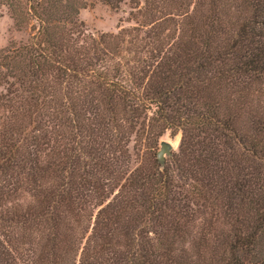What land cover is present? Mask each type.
I'll use <instances>...</instances> for the list:
<instances>
[{"label": "trees", "instance_id": "trees-1", "mask_svg": "<svg viewBox=\"0 0 264 264\" xmlns=\"http://www.w3.org/2000/svg\"><path fill=\"white\" fill-rule=\"evenodd\" d=\"M97 1L0 0V264H264V0Z\"/></svg>", "mask_w": 264, "mask_h": 264}, {"label": "rangeland", "instance_id": "rangeland-1", "mask_svg": "<svg viewBox=\"0 0 264 264\" xmlns=\"http://www.w3.org/2000/svg\"><path fill=\"white\" fill-rule=\"evenodd\" d=\"M230 4H234L239 0H227ZM90 2V1H88ZM129 5L122 4L118 10H112L110 7L97 0H92L85 8L80 9L79 19L83 22L84 30L87 33L96 35L100 33H115L119 29L134 25V22L129 18ZM234 16L227 13L223 21V29L220 36L217 38L221 44H231L237 42L236 31L233 28ZM28 34L24 30H17L13 26V21L5 6L0 7V50L9 46L12 43H24ZM256 35H248L246 42L248 44L257 43ZM240 43V42H239ZM230 60V59H229ZM261 106H264V100H261ZM182 133L178 131L175 135H171L166 131L158 139L157 150L159 149V142L162 140L169 141L173 145V152L179 151ZM189 136H186V142ZM132 152V143L129 146ZM168 157H166L167 160ZM261 184L264 187V178H261ZM264 190V188L262 189ZM251 264V263H250Z\"/></svg>", "mask_w": 264, "mask_h": 264}, {"label": "water", "instance_id": "water-1", "mask_svg": "<svg viewBox=\"0 0 264 264\" xmlns=\"http://www.w3.org/2000/svg\"><path fill=\"white\" fill-rule=\"evenodd\" d=\"M173 152V145L166 140L159 142V149L156 152L157 160L160 164V167L165 165L166 157H169Z\"/></svg>", "mask_w": 264, "mask_h": 264}]
</instances>
